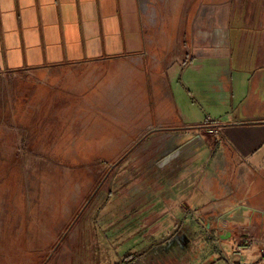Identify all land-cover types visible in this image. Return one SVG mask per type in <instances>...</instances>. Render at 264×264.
<instances>
[{
    "label": "crops",
    "instance_id": "0c3cea01",
    "mask_svg": "<svg viewBox=\"0 0 264 264\" xmlns=\"http://www.w3.org/2000/svg\"><path fill=\"white\" fill-rule=\"evenodd\" d=\"M214 6L220 18L197 19L196 50L176 69L175 52L147 38L140 0H0V65L70 73L66 122L84 152L132 155L120 170H135L143 214L179 219L183 264L206 240L232 257L194 264H262L264 0ZM241 235L261 241L237 255Z\"/></svg>",
    "mask_w": 264,
    "mask_h": 264
},
{
    "label": "rangeland",
    "instance_id": "374dc122",
    "mask_svg": "<svg viewBox=\"0 0 264 264\" xmlns=\"http://www.w3.org/2000/svg\"><path fill=\"white\" fill-rule=\"evenodd\" d=\"M140 2L147 38L164 54L175 52L176 69L187 48L196 50L197 19L204 27L220 18L214 5L221 0ZM69 77L61 68L0 65V264H183L170 238L179 219L143 214L135 170L120 171L132 155L84 152L93 149L88 139L66 122ZM206 241V249L184 253L187 264L197 255L218 263L232 257Z\"/></svg>",
    "mask_w": 264,
    "mask_h": 264
},
{
    "label": "built area",
    "instance_id": "2783aa9c",
    "mask_svg": "<svg viewBox=\"0 0 264 264\" xmlns=\"http://www.w3.org/2000/svg\"><path fill=\"white\" fill-rule=\"evenodd\" d=\"M207 123L210 124L209 125L210 132L216 133L217 128L213 126L212 120H208ZM255 241H261V240L255 239L251 235H241L236 242L234 253L237 255H240L244 249L249 248L252 245V243ZM260 243L262 244L261 261H262V264H264V240H262Z\"/></svg>",
    "mask_w": 264,
    "mask_h": 264
},
{
    "label": "trees",
    "instance_id": "16d2710c",
    "mask_svg": "<svg viewBox=\"0 0 264 264\" xmlns=\"http://www.w3.org/2000/svg\"><path fill=\"white\" fill-rule=\"evenodd\" d=\"M121 171V170H120Z\"/></svg>",
    "mask_w": 264,
    "mask_h": 264
}]
</instances>
